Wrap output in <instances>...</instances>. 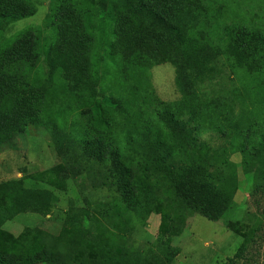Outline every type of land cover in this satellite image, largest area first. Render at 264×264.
Returning a JSON list of instances; mask_svg holds the SVG:
<instances>
[{
  "label": "rangeland",
  "instance_id": "rangeland-1",
  "mask_svg": "<svg viewBox=\"0 0 264 264\" xmlns=\"http://www.w3.org/2000/svg\"><path fill=\"white\" fill-rule=\"evenodd\" d=\"M74 1L81 2L75 7L81 13L82 32L99 59L92 61L91 79L77 90L52 57L56 14L67 0H34L28 16L3 30L1 46L22 32H38L28 79L40 96L36 101L41 108L28 105L32 111L9 130L10 142L0 151V183L21 179L26 188L41 189L50 196V208L46 215L22 212L2 229L12 236L26 228L57 235L73 206L126 227L127 245L141 255L150 253L155 264H230L231 259L235 264H264V195L256 193L253 184L264 182V127L253 139L260 156L246 167L242 160L243 143L249 138L247 119L239 118L227 101L207 95L199 79L178 76L171 63L143 66L136 60L124 65L114 50L115 14L105 20L94 8L96 0ZM215 3L223 24L245 23L264 31V0ZM261 78L264 82V72ZM262 90L259 102L254 96L245 98L248 109L254 103L264 105ZM16 96L5 93L1 109L14 115L19 110ZM36 101L32 98L27 104ZM60 136L61 145L54 141ZM162 137L165 149L160 145ZM88 159L94 162L89 174L80 166ZM134 159L143 164L135 173L140 178L147 175L141 179L148 183L136 180L135 194L141 203L128 205L125 189L132 178L124 166ZM163 159L167 164L187 161L193 167L197 160V170L218 171L220 188L228 198L220 220L178 204ZM144 205L154 208L141 215L133 209ZM166 212L170 220L164 218ZM230 222L246 228L236 233L228 227ZM243 245L242 257L236 258Z\"/></svg>",
  "mask_w": 264,
  "mask_h": 264
},
{
  "label": "trees",
  "instance_id": "trees-1",
  "mask_svg": "<svg viewBox=\"0 0 264 264\" xmlns=\"http://www.w3.org/2000/svg\"><path fill=\"white\" fill-rule=\"evenodd\" d=\"M96 1L94 8L99 9L105 20L115 14L114 50L121 55L124 65L136 60L143 66L167 62L175 66L178 76L199 79L207 95L227 101L239 118L247 119L249 138L243 143L246 148L243 165L247 167L253 159H258L261 151L257 150L253 139L264 127V105L254 103L248 109L245 98L254 96L259 102L263 95L264 31L245 23L223 24L221 8L215 0ZM33 3L34 0H0V103L5 93L12 91L17 95L15 108L19 109L12 115L3 111L0 104V151L10 142L9 130L32 111L30 107L41 108L36 101L40 96L28 79L38 32H22L10 44L1 46L5 26L28 16L33 11ZM75 4L78 7L81 2L67 0L56 14L52 57L57 66L64 68L68 82L77 90L91 79L92 61L99 59L94 58L93 46L82 32L81 13ZM32 98L35 104H27ZM65 134L69 139L73 137L71 132ZM262 136L264 138V134ZM164 140L162 137L160 141L162 149H165ZM54 141L61 145L64 139L60 136ZM197 158L200 161L201 158ZM134 161L124 166L132 178L125 189L127 202H124L128 205L141 203L135 194L136 180L142 182L141 178H148L145 174L140 178L135 173L143 164L137 159ZM162 161L178 204L183 209L220 220L228 198H224L220 188L222 178L218 171L209 167L197 170L200 165L197 160L193 162L194 167L183 160L169 164ZM80 166L89 174L94 162L88 159ZM94 178L97 179L96 175ZM58 184L62 185L60 179ZM253 184L254 191L264 195V182ZM49 201L48 194L38 188H26L21 179L0 183V264H155L150 253L141 255L137 248L127 245L126 227L104 222L88 210L73 206L57 235L39 228H26L18 236H12L2 229L6 222L25 211L48 214ZM151 208L154 207H133L140 215ZM164 218L170 220L171 214L164 213ZM228 227L240 234L246 228L232 222ZM244 249L245 245L238 249L236 258L242 257ZM229 263L235 264L233 259Z\"/></svg>",
  "mask_w": 264,
  "mask_h": 264
}]
</instances>
